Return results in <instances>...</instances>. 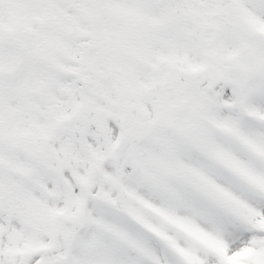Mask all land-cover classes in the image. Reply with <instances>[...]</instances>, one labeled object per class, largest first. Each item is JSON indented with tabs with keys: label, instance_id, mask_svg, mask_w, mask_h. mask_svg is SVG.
<instances>
[{
	"label": "snow or ice",
	"instance_id": "obj_1",
	"mask_svg": "<svg viewBox=\"0 0 264 264\" xmlns=\"http://www.w3.org/2000/svg\"><path fill=\"white\" fill-rule=\"evenodd\" d=\"M0 264H264V0H0Z\"/></svg>",
	"mask_w": 264,
	"mask_h": 264
}]
</instances>
